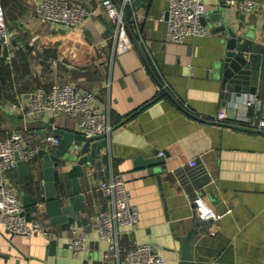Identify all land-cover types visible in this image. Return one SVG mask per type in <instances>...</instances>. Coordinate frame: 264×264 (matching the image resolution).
Listing matches in <instances>:
<instances>
[{"label":"crops","instance_id":"1","mask_svg":"<svg viewBox=\"0 0 264 264\" xmlns=\"http://www.w3.org/2000/svg\"><path fill=\"white\" fill-rule=\"evenodd\" d=\"M40 1L0 0L13 33L11 48H2L0 56V137L22 130L26 146L32 148L47 135H57V129L83 134L78 121L66 115L49 111L29 117L32 93L41 87L49 90L54 83L96 92L95 108L109 113L114 129L103 138L106 145L96 159L84 165L81 225L65 230L53 224L45 205L41 218L49 236L14 234L0 224V233L9 238L0 234V246L8 255L1 264H109L103 257L108 245L92 221L106 208L99 185L115 172L124 175L130 201L139 211L134 237H124L126 245L152 243L166 264H264V131L233 123L244 115L264 117V0H257L259 8L249 14L231 7L230 0H205L208 32L187 37L181 45L166 41L162 13L170 0H133L128 20L137 42L130 33L134 47L125 53L115 50L113 23L102 0H76L92 14L75 27L42 20ZM220 9L226 27L237 35L238 50L251 63L256 93L223 95L222 62L229 35L222 37L211 19ZM158 79L189 112L164 90L158 92ZM246 98L256 100L253 107H245ZM229 108L235 109L234 120ZM222 110L227 118L217 121ZM101 139L83 141L80 155L90 153L91 143ZM56 146L45 147L27 163L30 175L18 166L8 171L7 183L22 203L24 195L37 197L43 155ZM160 151L165 153L162 161L137 164L139 157ZM73 163L62 168L58 188L63 195L72 194L67 172ZM197 191L216 209L218 220L198 217L193 204ZM73 226H81L88 236V248L78 258L70 247ZM52 239L57 243L51 254Z\"/></svg>","mask_w":264,"mask_h":264},{"label":"built area","instance_id":"2","mask_svg":"<svg viewBox=\"0 0 264 264\" xmlns=\"http://www.w3.org/2000/svg\"><path fill=\"white\" fill-rule=\"evenodd\" d=\"M132 5L133 0L101 1L102 8L113 23V38L117 53L128 52L134 47L125 21V10ZM229 5L244 14L254 13L259 8L257 0H230ZM37 11L44 21L72 27L82 25L92 14L89 8L76 0H42ZM208 11L205 0H170L169 8L162 13V18L167 21L166 41L181 45L187 37L205 35L208 29L201 19ZM135 22L140 32L138 23ZM0 37L2 48H11L13 33L8 30L6 13L1 2ZM140 39L143 43L142 34ZM164 88H166L165 84H159L158 92H162ZM97 96L96 92L82 90L71 83H54L49 90L41 87L32 93L28 115L38 116L49 111L55 116L66 115L78 121L88 141L106 138L110 136L114 125L107 111L95 108ZM255 103L254 98L244 99L246 108L253 107ZM226 118L227 113L222 110L215 119L225 121ZM233 123L264 131V117L251 118L244 115L235 119ZM60 140L58 135L49 134L43 144L31 148L26 146L22 130H13L5 137H0V224L9 232L24 236L34 234L49 236L50 228L41 218L44 215V204L36 203L29 220L24 214L20 197L7 183V173L16 168L19 161L30 162L42 149L50 145H58ZM164 154V151L159 152L160 156ZM189 164L195 166L197 161L191 159ZM98 190L105 198L106 208L95 215L92 228L108 245L103 253L104 259L109 264H166L165 258L152 243L129 246L124 242V235L135 231L139 221V211L130 201L124 175L121 172L113 173L107 180L101 181ZM193 204L201 220L219 219L216 209L200 191H197ZM70 247L75 258L86 252L88 236L81 226H73Z\"/></svg>","mask_w":264,"mask_h":264},{"label":"water","instance_id":"3","mask_svg":"<svg viewBox=\"0 0 264 264\" xmlns=\"http://www.w3.org/2000/svg\"><path fill=\"white\" fill-rule=\"evenodd\" d=\"M151 0H148L150 3ZM139 2L136 0L135 3ZM211 19L215 22L214 25L218 27L219 33L222 37L229 35L226 40L227 52L222 62L223 71L221 73L223 95L227 99L228 96L234 94L241 96L244 93H256V86L251 85V63L248 60L246 52L238 50V40L236 33L227 28L225 19L223 17V10L214 11ZM203 24H206V16L202 17ZM125 21L129 32L137 39L133 33L132 27L128 18L125 16ZM1 41V37H0ZM140 47V46H139ZM2 54V44L0 42V56ZM152 72L154 70L150 67ZM156 75V74H155ZM157 77V76H156ZM159 83L163 85V82L158 79ZM164 93L172 97V99L182 108L186 109L181 101L170 90L164 88ZM226 105V100L223 102ZM229 118L235 119V109L229 108ZM189 112V111H188ZM57 135L60 137V143L55 149H49L43 155L42 160V178L41 184H38V195H24V214L31 220L32 209L36 203L42 202L45 205L46 214L50 218V221L55 225H60L63 229H70L73 224L81 225L79 219V213L86 208V196L83 193L81 185V177L84 175V165L91 163L96 159L97 154L102 150V147L106 145V140L101 139L91 143V151L86 155H80L78 152L81 150L83 141L86 140L85 135L82 133H74L63 129H57ZM75 141V144H73ZM77 151V152H76ZM165 159L164 156H160L159 152H156L154 157L143 158L139 157L137 164L152 166L157 162ZM68 162H74L71 169L67 172V176L72 181V194H61L58 185L63 182L62 168ZM18 167L30 175V171L27 169V163L25 161H19ZM6 232H9L8 230ZM6 240H9L4 233H0ZM124 237H134V233L125 234ZM57 241L55 239L50 240L49 248L50 253H54ZM2 261H8V255L3 253V248L0 246V264Z\"/></svg>","mask_w":264,"mask_h":264},{"label":"trees","instance_id":"4","mask_svg":"<svg viewBox=\"0 0 264 264\" xmlns=\"http://www.w3.org/2000/svg\"><path fill=\"white\" fill-rule=\"evenodd\" d=\"M128 10L129 8L127 7L126 10H125V15L127 16V18L129 19V16H128ZM3 71V70H2Z\"/></svg>","mask_w":264,"mask_h":264}]
</instances>
